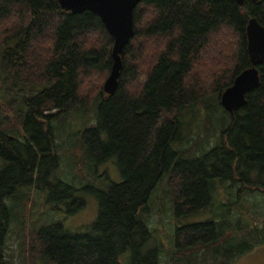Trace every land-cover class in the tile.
Segmentation results:
<instances>
[{
	"label": "trees",
	"instance_id": "1",
	"mask_svg": "<svg viewBox=\"0 0 264 264\" xmlns=\"http://www.w3.org/2000/svg\"><path fill=\"white\" fill-rule=\"evenodd\" d=\"M251 16L264 27V0L243 6L235 0H141L109 95L103 82L113 37L97 14L71 13L57 0H0V91L11 94L6 100L0 95V264H10L4 257L9 226L28 204L13 208L22 189L46 188L48 200L69 203L68 214L84 206L77 188L50 180L60 160L53 120L79 108L96 118L81 136L88 165L96 169L113 160L121 180L92 188L98 213L84 231H69L61 221L34 229L28 262L121 264L120 255L129 251V264H159L158 247L144 246L152 238L148 200L162 180L176 217L212 208L218 184L237 192L235 199H222L223 213L175 227L170 262L231 264L258 245L253 236L264 226L253 222L247 202L264 195V62L245 103L227 112L218 144L193 159L171 147L184 110L208 99L220 102L250 66Z\"/></svg>",
	"mask_w": 264,
	"mask_h": 264
},
{
	"label": "rangeland",
	"instance_id": "2",
	"mask_svg": "<svg viewBox=\"0 0 264 264\" xmlns=\"http://www.w3.org/2000/svg\"><path fill=\"white\" fill-rule=\"evenodd\" d=\"M0 95L4 96L5 100L11 97V94L7 95L2 90ZM3 106L6 105L3 103ZM187 110H184L179 119L181 122L180 131L177 139L171 143V147L177 152H186L185 157L193 159L200 157L205 151L219 143L220 131L227 127L230 116L219 101L213 102L211 99H208L204 104L195 105L189 111ZM12 113L13 110L10 116ZM53 125L56 138H58L57 153L60 160L58 167L50 175V180H61L77 188L76 196L84 200L85 204L77 212L68 214L69 203L48 200L46 188L32 186L22 189L21 194L15 198L13 208L23 207L25 200L28 204L22 209V212H16L18 220H14L9 226L4 257L10 264H31L28 262L30 257L27 246H29V234L34 229L61 221L69 231H84L95 220L98 213V199L92 188L121 180L119 170L113 160L99 163L96 165V169H93V167L90 168L88 160L83 155L81 136L85 129L96 125L94 111L93 116H91V109L84 110L82 108L62 113L54 118ZM200 133L202 139L196 138ZM3 165L4 163L0 159V170ZM167 187L165 180L160 181L149 197L148 204L151 212L148 226L152 232V238L145 244L144 249L158 247L160 250L159 264H181L170 262L169 258L174 249L175 227L204 221L211 218L213 214L223 213L218 205L223 198H237V192L236 190L225 192L222 185L218 184L216 186V201L213 202L212 208L186 217H176ZM244 197H240L241 204L245 200ZM247 206L252 210L253 222L256 225L264 226V195L250 196ZM240 220L245 222L247 218L242 215ZM234 222H232V228L235 229L239 225ZM246 223L249 227L248 221ZM253 237L258 238V245L237 257L231 264H264V230ZM120 262L129 264V251L120 255Z\"/></svg>",
	"mask_w": 264,
	"mask_h": 264
},
{
	"label": "water",
	"instance_id": "3",
	"mask_svg": "<svg viewBox=\"0 0 264 264\" xmlns=\"http://www.w3.org/2000/svg\"><path fill=\"white\" fill-rule=\"evenodd\" d=\"M59 5L71 13L89 10L99 16L105 28L113 37L112 65L103 83V91L109 95L116 89L122 66L124 48L134 35L133 12L141 0H57ZM243 6L245 0H235ZM259 3L262 0H251ZM247 51L250 66L242 70L220 95V103L225 111L232 114L245 103V94L259 82L257 66L264 62V27L256 17L251 16L246 26Z\"/></svg>",
	"mask_w": 264,
	"mask_h": 264
}]
</instances>
